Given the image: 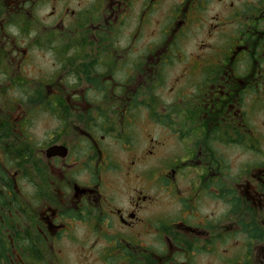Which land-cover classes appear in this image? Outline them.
<instances>
[{
  "label": "flooded vegetation",
  "instance_id": "obj_1",
  "mask_svg": "<svg viewBox=\"0 0 264 264\" xmlns=\"http://www.w3.org/2000/svg\"><path fill=\"white\" fill-rule=\"evenodd\" d=\"M263 143L264 0H0V264H264Z\"/></svg>",
  "mask_w": 264,
  "mask_h": 264
},
{
  "label": "rangeland",
  "instance_id": "obj_2",
  "mask_svg": "<svg viewBox=\"0 0 264 264\" xmlns=\"http://www.w3.org/2000/svg\"><path fill=\"white\" fill-rule=\"evenodd\" d=\"M262 147L264 148V143L262 144ZM252 158H253V153H246L245 152V155H244V163L247 164L248 162H250L252 160ZM208 208H210L209 207V204H208ZM263 240H264V238H263Z\"/></svg>",
  "mask_w": 264,
  "mask_h": 264
}]
</instances>
